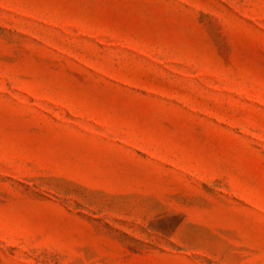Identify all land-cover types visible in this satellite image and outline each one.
<instances>
[{
    "label": "rangeland",
    "instance_id": "obj_1",
    "mask_svg": "<svg viewBox=\"0 0 264 264\" xmlns=\"http://www.w3.org/2000/svg\"><path fill=\"white\" fill-rule=\"evenodd\" d=\"M0 264H264V0H0Z\"/></svg>",
    "mask_w": 264,
    "mask_h": 264
}]
</instances>
